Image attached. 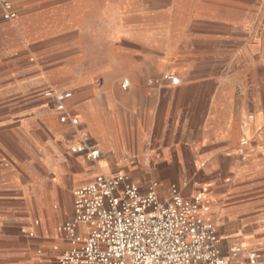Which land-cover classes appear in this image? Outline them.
<instances>
[{
    "label": "rangeland",
    "instance_id": "obj_1",
    "mask_svg": "<svg viewBox=\"0 0 264 264\" xmlns=\"http://www.w3.org/2000/svg\"><path fill=\"white\" fill-rule=\"evenodd\" d=\"M46 1L50 2L46 49L56 57L48 64L40 60L35 50L25 57L34 66L32 77L39 80V88L24 98L26 91H23L13 101L11 106L17 120L12 127L18 129L21 124V112L16 108L33 97L38 101L34 107L41 114L53 116L56 134L62 137L69 132L74 137L73 142L66 144L71 152L79 136L58 123V116L52 105L47 106L43 93L50 88L72 90L71 103L82 116L84 132L101 150L100 160L95 164L101 168L99 173L125 175L140 187L157 182L161 200L168 198L171 185L177 186L185 198L202 194V186H193L196 170L175 164L165 167L157 161L142 163L149 157L155 160L156 154L153 147L149 151L147 146L142 150L134 145L136 124L141 117L139 110L155 82H166L164 75L173 74L178 83L182 78L212 80L214 92L228 82L232 101L242 100L250 106L246 117H252L259 126L261 115H254L261 113L264 119V0H193L185 15L174 14L182 0H130L132 10H126L125 16L120 0H88L89 11L85 14L82 9H74L72 4L78 0ZM100 12L105 13L104 17ZM20 16L19 13L18 20L0 28L14 25L19 29ZM159 61L166 68L157 77L154 64ZM185 71L190 72L187 78ZM125 81L128 87L123 89ZM257 131L259 148L264 153V130ZM100 142L104 147L113 146L114 150H102ZM250 167L263 168L264 161H252ZM225 182L226 188L232 190L226 192L220 205L223 212L240 203L233 196L237 184L233 175L226 177ZM246 188V203L253 210L245 218L233 221L229 228L216 224L210 211H202L207 207L204 194L201 213L217 232L228 238L229 246L241 241L246 247L259 249L264 264V172L250 178ZM9 203L10 211L0 214V259H13L11 264H40L43 249L36 243L39 234L35 228L43 219L37 212L36 201L28 194L13 192ZM245 225L252 226L251 232L242 231ZM241 235L254 238L247 240Z\"/></svg>",
    "mask_w": 264,
    "mask_h": 264
},
{
    "label": "crops",
    "instance_id": "obj_2",
    "mask_svg": "<svg viewBox=\"0 0 264 264\" xmlns=\"http://www.w3.org/2000/svg\"><path fill=\"white\" fill-rule=\"evenodd\" d=\"M9 1L17 12V18L13 21L18 20L20 13L21 24L19 29L14 25L0 28V214L6 215L10 211L9 202L13 192L30 195L36 201L37 212L41 213L43 219L41 225L35 228L39 234L36 243L43 249L40 264H57L55 259L68 251L70 246L58 237L56 228L73 217L74 191L90 182L101 168L83 156L70 152V146L66 144L73 142L74 137L69 132H64L62 137L56 134L53 116L41 114L34 107L38 101L33 97L16 108L21 112V124L18 129L12 127V122L17 120L13 114L15 109L11 106L13 101L23 91H26V95L29 92L27 96L22 95L24 98L39 88V80L32 77L34 66L29 65L25 57L35 50L40 60L48 64L56 56L47 53L45 43L48 41L45 26L48 24L50 2ZM87 1L78 0L72 5L74 9H82L85 14L89 11ZM104 14L100 12L101 17ZM165 68L164 62H156L154 73L158 77ZM184 74H187L184 75L187 78L190 72L185 71ZM214 85L212 80L183 78L176 86L168 82H155L152 90L145 94L139 110L141 117L136 124L138 133L134 145L142 150L147 146L149 151L153 147L155 151V160L149 157L142 163L157 161L165 167L175 164L196 170L192 176L193 186H202V194L206 195L207 201V207L202 211H210L216 224L222 223L223 228H229L233 221L245 218L253 210V206L246 203V187L250 178L264 172V167L257 170L250 167L252 161H264V153L256 138V129L259 133L264 130V119L261 113H255L254 116L261 115V124L257 126L252 117H246L250 106H246L242 100H238V103L232 101L228 82L220 85L216 92L213 91ZM58 92L72 94L66 103L67 111L79 117L78 129L84 132L82 116L71 103L74 92ZM45 101L48 107L52 105L50 100ZM86 104L92 105L91 102ZM65 125L77 134L76 129ZM243 142L247 143L242 145ZM100 145L102 150H114L113 146L104 147L102 142ZM246 158L251 160L246 161ZM229 175H233L237 183L233 196L240 203L223 212L220 205L227 196L226 192L232 190L231 187L226 188L225 178ZM193 186L191 189L194 190ZM249 226H243L242 231L251 232L253 228ZM85 229L80 226L78 231L82 233ZM221 233L217 232L221 248L226 252L228 238ZM242 237L247 240L254 238L252 235ZM234 245L241 246V241ZM242 248L257 252L262 259L259 249ZM12 261L10 258L0 259V264H11Z\"/></svg>",
    "mask_w": 264,
    "mask_h": 264
},
{
    "label": "built area",
    "instance_id": "obj_3",
    "mask_svg": "<svg viewBox=\"0 0 264 264\" xmlns=\"http://www.w3.org/2000/svg\"><path fill=\"white\" fill-rule=\"evenodd\" d=\"M16 18L11 2L0 0V24ZM164 80L178 84L172 74ZM43 97L51 101L60 124L76 129L79 141L71 153L97 163L99 149L78 129L79 117L67 111L72 94L50 88ZM73 197L72 219L57 228L70 249L57 264H262L257 252L239 245L223 252L216 227L201 214V193L185 198L171 185L168 198L161 200L157 182L140 187L125 175L100 172ZM80 226L86 228L82 233Z\"/></svg>",
    "mask_w": 264,
    "mask_h": 264
},
{
    "label": "bare ground",
    "instance_id": "obj_4",
    "mask_svg": "<svg viewBox=\"0 0 264 264\" xmlns=\"http://www.w3.org/2000/svg\"><path fill=\"white\" fill-rule=\"evenodd\" d=\"M192 1L193 0H182V3H180L179 6L176 7L174 14L175 15H185L187 13L188 9L191 7L190 3ZM132 6L133 5H132V2L130 0H120V9L122 11L123 16L126 15V12L128 10L129 11L132 10ZM202 200H203V194H202ZM203 216H205V215H203ZM241 247H246V246L241 244ZM246 248H250V247H246Z\"/></svg>",
    "mask_w": 264,
    "mask_h": 264
}]
</instances>
